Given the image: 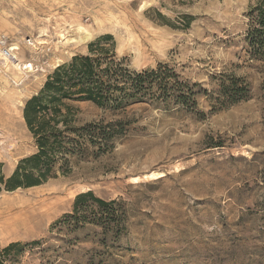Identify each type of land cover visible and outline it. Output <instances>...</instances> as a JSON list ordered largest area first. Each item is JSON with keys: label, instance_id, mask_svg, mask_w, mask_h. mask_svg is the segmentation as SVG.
Returning <instances> with one entry per match:
<instances>
[{"label": "rangeland", "instance_id": "1", "mask_svg": "<svg viewBox=\"0 0 264 264\" xmlns=\"http://www.w3.org/2000/svg\"><path fill=\"white\" fill-rule=\"evenodd\" d=\"M257 1L0 0V34L41 44L38 51L21 44L20 51L39 71L0 64V173L6 179L38 150L24 118L26 102L57 63L88 54L102 35H113L131 69L169 64L203 90L195 106L128 107L130 123L114 132L113 147L100 152L87 144L67 176L58 172L39 186L12 191L0 182V224H19L15 236L0 235V248L40 242L11 255L8 264H264V65L250 59L247 42L248 13ZM79 26L93 32L86 44L68 41L80 36ZM231 77L250 84L243 98L221 95L222 80ZM76 106L80 124L121 118L92 102ZM90 190L126 202L129 219L117 240L91 224L56 225L73 212L77 195Z\"/></svg>", "mask_w": 264, "mask_h": 264}, {"label": "trees", "instance_id": "2", "mask_svg": "<svg viewBox=\"0 0 264 264\" xmlns=\"http://www.w3.org/2000/svg\"><path fill=\"white\" fill-rule=\"evenodd\" d=\"M248 17L249 56L264 65V0L250 7ZM198 87L199 84L185 81L169 64L141 71L131 69L127 58L118 56L113 35H102L89 44L88 54H77L58 65L41 90L26 102L24 118L38 150L23 158L9 178L0 173V182L12 191L39 186L58 172L67 176L73 169V159L85 155L87 144L100 152L113 147L114 132H125L130 123L126 117L128 107L169 101L195 106L196 96L203 91ZM249 89L244 78L231 77L222 80L219 91L224 98L234 101L243 98ZM82 101L92 102L121 118L80 124L76 103ZM127 219L129 210L122 198L105 200L90 190L77 195L73 212L56 225L77 230L91 224L100 229L103 238L117 240ZM39 243L12 242L0 248V264H8L11 255L23 247Z\"/></svg>", "mask_w": 264, "mask_h": 264}, {"label": "built area", "instance_id": "3", "mask_svg": "<svg viewBox=\"0 0 264 264\" xmlns=\"http://www.w3.org/2000/svg\"><path fill=\"white\" fill-rule=\"evenodd\" d=\"M21 44H25L31 49L39 50L40 43L32 37L25 38L22 42L14 40L8 34H0V64L4 66L7 63L18 71L26 74L31 71H39L38 66L34 62L23 60L20 56Z\"/></svg>", "mask_w": 264, "mask_h": 264}, {"label": "bare ground", "instance_id": "4", "mask_svg": "<svg viewBox=\"0 0 264 264\" xmlns=\"http://www.w3.org/2000/svg\"><path fill=\"white\" fill-rule=\"evenodd\" d=\"M78 31H79V33H80V36L79 35H77V36H79V37H76V38H70V39H68V41H78L80 44L81 43H85L86 41H88L90 38H91V36L93 35V32L91 31V30H89L88 28H86L85 26H79V28H78ZM63 36V39H67L64 35H62ZM69 37V36H68ZM159 37V36H158ZM157 38V37H156ZM65 42V41H64ZM68 43V42H67ZM66 43V44H67ZM86 44V43H85ZM141 45V44H140ZM136 51V50H135ZM143 51V50H142ZM60 62V61H59ZM60 63H57L56 65H55V67H57L58 65H59ZM4 68L8 71L10 68H12L11 66H9L7 63H4ZM26 74H28V73H26ZM15 136V135H14ZM150 176V175H149ZM18 199V198H17ZM20 200V199H19ZM18 200V201H19ZM18 201H16V202H18ZM33 201V200H32ZM12 203V202H11ZM20 203V202H19ZM50 203V202H49ZM57 203H59V202H57ZM16 204V203H15ZM48 204V203H47ZM46 204V205H47ZM18 205H20V204H18ZM25 205V204H24ZM60 206V205H59ZM4 207V206H3ZM6 207H7V205H6ZM26 207V206H25ZM24 207V208H25ZM57 207V206H56ZM56 207H54V205H52V206H48V209L46 210V211H44L43 213H45V215H47V217L48 216H50V215H52V210H54ZM62 207V206H61ZM60 207V208H61ZM23 208V207H22ZM63 208V207H62ZM25 210V209H24ZM59 210V209H58ZM35 211V210H34ZM33 211V212H34ZM57 211V210H56ZM32 212V213H33ZM1 213V212H0ZM35 214H36V211L34 212ZM21 215V214H20ZM37 215V214H36ZM0 217H2L1 215H0ZM29 217V216H28ZM42 217H43V215H42ZM46 217V216H45ZM45 217H44V219H45ZM14 218V217H13ZM16 218H18V217H16ZM15 218V219H16ZM35 218H36V216L34 217V220H35ZM51 218V217H50ZM50 218H48V219H50ZM29 219H30V217H29ZM32 219V218H31ZM19 220V219H18ZM21 220V219H20ZM43 220V219H42ZM46 220V219H45ZM40 221V220H39ZM38 221V222H39ZM21 223V222H20ZM37 223V222H36ZM31 224V223H30ZM32 224H33V222H32ZM38 224H40V222L38 223ZM38 224H36V225H38ZM25 225V224H24ZM33 225H35V224H33ZM41 225V224H40ZM18 226H19V224H18V222L17 221H13V220H10V221H8V222H6V221H4L3 222V225L2 224H0V235H2L3 233H9V234H13L14 236H15V231H16V229L18 228ZM26 226V225H25ZM22 227H23V225H22ZM35 227V226H34ZM24 229V228H23ZM22 230V229H21ZM34 232V231H33ZM32 232V233H33ZM18 235V234H17ZM2 240V239H1Z\"/></svg>", "mask_w": 264, "mask_h": 264}]
</instances>
